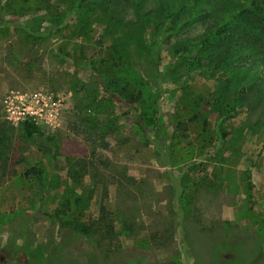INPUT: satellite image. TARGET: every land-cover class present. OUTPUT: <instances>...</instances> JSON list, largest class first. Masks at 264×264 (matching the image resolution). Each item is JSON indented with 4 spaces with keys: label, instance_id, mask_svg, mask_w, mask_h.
Listing matches in <instances>:
<instances>
[{
    "label": "rangeland",
    "instance_id": "obj_1",
    "mask_svg": "<svg viewBox=\"0 0 264 264\" xmlns=\"http://www.w3.org/2000/svg\"><path fill=\"white\" fill-rule=\"evenodd\" d=\"M64 1L61 9L68 5ZM4 2L0 0V125L7 141L0 151V264H264V114L244 108L225 118L221 143L217 138L209 156L195 160L193 182L183 188L184 164L171 166L164 157L183 86L161 76L170 61L168 43L157 41L158 63L131 52L145 90L153 94L156 147L154 142L145 145L141 134L133 132L130 109L105 92L81 67L83 62L78 64V59L97 57L111 36H120L127 27L109 28L107 18L100 17L91 33L76 39L71 56L57 54L59 37L51 33L35 47L37 55L17 57L14 47L3 42L6 27L31 25L42 32L50 31L54 22L43 12L14 17ZM200 30L195 25L182 35ZM11 39L19 46L17 34ZM260 75L264 78V67ZM190 85L203 98L204 114L214 127L213 80L196 73ZM8 98L26 99L33 110L40 109L34 116L40 135L26 139L20 125L8 122ZM108 123L112 129L106 130L107 148L102 149L94 128ZM31 166L41 170L42 193L37 183L30 186L22 179ZM83 184L88 200L70 206L74 213L84 208L85 218L76 223L88 227L99 218L102 203L110 233L95 226L84 231L59 216V196L72 201Z\"/></svg>",
    "mask_w": 264,
    "mask_h": 264
},
{
    "label": "trees",
    "instance_id": "obj_2",
    "mask_svg": "<svg viewBox=\"0 0 264 264\" xmlns=\"http://www.w3.org/2000/svg\"><path fill=\"white\" fill-rule=\"evenodd\" d=\"M64 2L5 0V9L14 17L43 12L50 15L54 23L50 31L42 32L31 25L6 27L3 42H9L14 47L13 54L17 57L37 55L35 47L52 33L59 37L57 54L66 57L75 50L76 39L85 38L91 33L92 23L100 17L107 18L106 26L109 25V28L112 24L114 29L127 27L120 36H111L110 42L97 57L78 59V64L83 62L81 67L90 71L103 90L130 109L134 119L133 132L141 134V141L145 145L154 142L156 147L157 111L153 94L145 90V78L134 69L131 52L143 53L151 63H158L159 56L154 53V47L158 40L167 42L170 61L164 66L166 70L161 76L183 86L176 100L173 126L167 135L164 157L171 166L184 164L183 167L179 166L181 187L186 188L193 182L190 172L195 160L209 156L207 150L217 138L221 143L224 133L220 128L225 118H231L244 108L256 109L264 114V78L260 75V68L264 67V0H68L66 9H61ZM73 14L74 22L69 23L67 18ZM195 25L201 27L199 33L182 35L183 31ZM11 29L13 34L10 33ZM14 33L17 34L19 46L13 45L11 37ZM172 38L174 40L170 42ZM80 53L83 56L81 49ZM196 73L203 74L215 84L210 94L217 113L214 127L208 115L204 114L206 106L203 98L191 89L190 83ZM109 128L112 129L110 123L94 128L98 130L96 137H99L102 149L107 148L103 137ZM20 131L26 139L41 134L32 120L23 121ZM5 133L0 125V151L7 141ZM91 143L96 145V141ZM94 152L91 150V156H94ZM40 175L41 170L31 166L22 172V179L30 186L32 181L37 183L42 193ZM72 176L81 183V177ZM245 179L251 188L247 172ZM80 188V193L72 201L59 196L58 215L72 227L78 225L77 219L82 221L85 218L84 208L77 213L70 209L72 204L78 205L85 201V197L86 200L89 198L84 184ZM98 210V219H89L93 223H89L88 227L78 225L79 228L85 231L95 226L110 233L112 225L110 221H105L108 211L102 203H98ZM257 256H261V253H257Z\"/></svg>",
    "mask_w": 264,
    "mask_h": 264
},
{
    "label": "built area",
    "instance_id": "obj_3",
    "mask_svg": "<svg viewBox=\"0 0 264 264\" xmlns=\"http://www.w3.org/2000/svg\"><path fill=\"white\" fill-rule=\"evenodd\" d=\"M22 100L19 99V101L12 102L11 99L8 98L5 101V118L12 125H21L25 120H32L35 123L34 116L40 113V109L33 110L26 99Z\"/></svg>",
    "mask_w": 264,
    "mask_h": 264
}]
</instances>
